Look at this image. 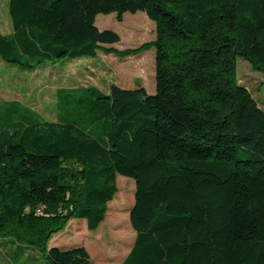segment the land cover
I'll return each mask as SVG.
<instances>
[{
	"label": "trees",
	"instance_id": "16d2710c",
	"mask_svg": "<svg viewBox=\"0 0 264 264\" xmlns=\"http://www.w3.org/2000/svg\"><path fill=\"white\" fill-rule=\"evenodd\" d=\"M8 9L13 31L0 30V56L31 70L132 53L106 47L120 35L96 19L145 12L156 25L142 48H155L156 92L60 88L56 120L7 112L0 240L20 250L6 251L30 248L45 264H119L132 237L119 215V246L98 243L99 230L93 247L109 262L50 241L74 219L96 230L121 175L136 187V237L122 264H264V109L238 80L239 56L264 72V0H9Z\"/></svg>",
	"mask_w": 264,
	"mask_h": 264
},
{
	"label": "rangeland",
	"instance_id": "374dc122",
	"mask_svg": "<svg viewBox=\"0 0 264 264\" xmlns=\"http://www.w3.org/2000/svg\"><path fill=\"white\" fill-rule=\"evenodd\" d=\"M8 3L9 0H0V30L4 34L13 31ZM96 25L101 30H114L120 35V42L105 45L106 47L115 48L122 53L131 50L132 53L119 55L98 51L95 56H82L57 64H43L35 70L8 62L0 56L1 122L5 121L9 110H13V118L32 113L41 119L56 120L57 93L60 88L96 86L108 91L110 85L115 83L122 88L134 89L143 86L150 94L156 92L155 48L149 46L142 49L145 44L155 40V23L145 12L139 11L135 14L126 13L122 21L117 20L116 13L99 14ZM238 80L251 91L264 109V72L254 70L249 61L239 56ZM117 184L118 193L109 203L106 218L100 226L89 231L84 219H74L53 237L59 238L58 246L84 245L91 255L92 263L100 258L109 262L106 253L95 254L93 247L97 245L95 238L99 230L102 239L98 243L105 247L119 246V241L112 233L119 226L113 218L119 215L127 222L132 233L129 249L119 263L122 264L136 237L130 222L136 187L134 179L121 175L117 178ZM0 264H45V261L38 252L15 255L12 250L6 251L0 247Z\"/></svg>",
	"mask_w": 264,
	"mask_h": 264
},
{
	"label": "crops",
	"instance_id": "0c3cea01",
	"mask_svg": "<svg viewBox=\"0 0 264 264\" xmlns=\"http://www.w3.org/2000/svg\"><path fill=\"white\" fill-rule=\"evenodd\" d=\"M58 240H59V238H54V239L52 238L51 241H50V245H57ZM0 247H1V248L4 247L5 250L10 249V248H13L15 251L20 250V249H19L20 247H19L16 243H14V241H12V240H9L8 245H6V242L4 243V240H3V241L0 240ZM21 248L23 249V251H24L26 254H27V253L29 254L30 252L33 251V250L30 249V248H26V247H21ZM33 252H35V251H33Z\"/></svg>",
	"mask_w": 264,
	"mask_h": 264
}]
</instances>
